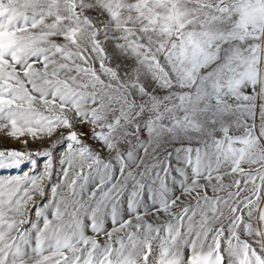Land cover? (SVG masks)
I'll use <instances>...</instances> for the list:
<instances>
[{"label": "snow or ice", "instance_id": "1", "mask_svg": "<svg viewBox=\"0 0 264 264\" xmlns=\"http://www.w3.org/2000/svg\"><path fill=\"white\" fill-rule=\"evenodd\" d=\"M0 173V264H264V0H0Z\"/></svg>", "mask_w": 264, "mask_h": 264}, {"label": "rangeland", "instance_id": "2", "mask_svg": "<svg viewBox=\"0 0 264 264\" xmlns=\"http://www.w3.org/2000/svg\"><path fill=\"white\" fill-rule=\"evenodd\" d=\"M2 146H4V147H12V148H20L21 147L19 142L12 141V140H6ZM28 147L30 149H36V148L40 147V145L38 143H31L30 142ZM22 167H23V170H28V165L27 164H25ZM0 174H8V173H0Z\"/></svg>", "mask_w": 264, "mask_h": 264}]
</instances>
